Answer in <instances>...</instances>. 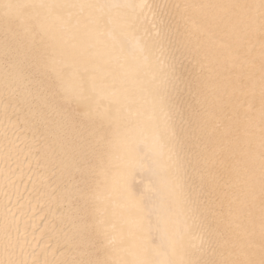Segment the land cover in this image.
I'll use <instances>...</instances> for the list:
<instances>
[{
    "label": "bare ground",
    "instance_id": "1",
    "mask_svg": "<svg viewBox=\"0 0 264 264\" xmlns=\"http://www.w3.org/2000/svg\"><path fill=\"white\" fill-rule=\"evenodd\" d=\"M0 264H264V0H0Z\"/></svg>",
    "mask_w": 264,
    "mask_h": 264
}]
</instances>
